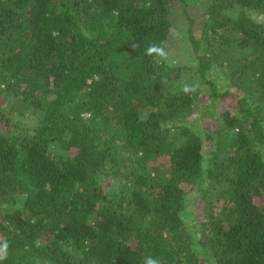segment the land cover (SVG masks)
<instances>
[{
	"label": "trees",
	"instance_id": "16d2710c",
	"mask_svg": "<svg viewBox=\"0 0 264 264\" xmlns=\"http://www.w3.org/2000/svg\"><path fill=\"white\" fill-rule=\"evenodd\" d=\"M0 256L264 264V0H0Z\"/></svg>",
	"mask_w": 264,
	"mask_h": 264
},
{
	"label": "clouds",
	"instance_id": "9594fccd",
	"mask_svg": "<svg viewBox=\"0 0 264 264\" xmlns=\"http://www.w3.org/2000/svg\"><path fill=\"white\" fill-rule=\"evenodd\" d=\"M149 51H152V49H150ZM4 247L6 248V245ZM3 258V256H0V259ZM146 264H160V261L157 258L149 257L146 259Z\"/></svg>",
	"mask_w": 264,
	"mask_h": 264
},
{
	"label": "rangeland",
	"instance_id": "374dc122",
	"mask_svg": "<svg viewBox=\"0 0 264 264\" xmlns=\"http://www.w3.org/2000/svg\"><path fill=\"white\" fill-rule=\"evenodd\" d=\"M188 220V222L190 221V219H187Z\"/></svg>",
	"mask_w": 264,
	"mask_h": 264
}]
</instances>
